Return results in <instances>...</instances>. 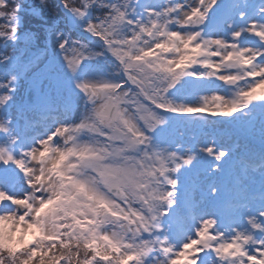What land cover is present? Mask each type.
I'll return each mask as SVG.
<instances>
[{
  "label": "snow or ice",
  "instance_id": "6c2138e0",
  "mask_svg": "<svg viewBox=\"0 0 264 264\" xmlns=\"http://www.w3.org/2000/svg\"><path fill=\"white\" fill-rule=\"evenodd\" d=\"M0 264H264V0H0Z\"/></svg>",
  "mask_w": 264,
  "mask_h": 264
},
{
  "label": "trees",
  "instance_id": "16d2710c",
  "mask_svg": "<svg viewBox=\"0 0 264 264\" xmlns=\"http://www.w3.org/2000/svg\"><path fill=\"white\" fill-rule=\"evenodd\" d=\"M29 2L35 4V3H38V0H29ZM34 24H35L34 20L28 19V20L25 21L26 29L33 27ZM9 52L11 53V49H9Z\"/></svg>",
  "mask_w": 264,
  "mask_h": 264
},
{
  "label": "rangeland",
  "instance_id": "374dc122",
  "mask_svg": "<svg viewBox=\"0 0 264 264\" xmlns=\"http://www.w3.org/2000/svg\"><path fill=\"white\" fill-rule=\"evenodd\" d=\"M34 4V3H33Z\"/></svg>",
  "mask_w": 264,
  "mask_h": 264
}]
</instances>
